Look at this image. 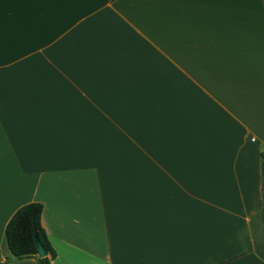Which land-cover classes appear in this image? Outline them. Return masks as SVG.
Wrapping results in <instances>:
<instances>
[{
	"label": "crops",
	"instance_id": "0c3cea01",
	"mask_svg": "<svg viewBox=\"0 0 264 264\" xmlns=\"http://www.w3.org/2000/svg\"><path fill=\"white\" fill-rule=\"evenodd\" d=\"M263 151L264 0H0V264H264Z\"/></svg>",
	"mask_w": 264,
	"mask_h": 264
},
{
	"label": "trees",
	"instance_id": "16d2710c",
	"mask_svg": "<svg viewBox=\"0 0 264 264\" xmlns=\"http://www.w3.org/2000/svg\"><path fill=\"white\" fill-rule=\"evenodd\" d=\"M261 169L263 176L264 194V151L261 153ZM43 205L41 203H30L21 207L11 218L6 227V241L13 257L17 259L37 258L38 264H52L56 253L42 226ZM37 232L47 256L38 257V248L34 238Z\"/></svg>",
	"mask_w": 264,
	"mask_h": 264
},
{
	"label": "water",
	"instance_id": "95a60500",
	"mask_svg": "<svg viewBox=\"0 0 264 264\" xmlns=\"http://www.w3.org/2000/svg\"><path fill=\"white\" fill-rule=\"evenodd\" d=\"M34 238H35V241H36V245H37V248H38V257L39 258H44L47 256V253L41 243V241L39 240V237L37 235V232H34Z\"/></svg>",
	"mask_w": 264,
	"mask_h": 264
}]
</instances>
